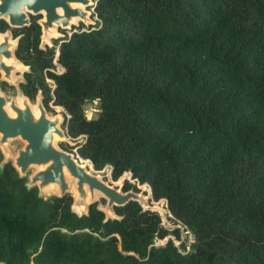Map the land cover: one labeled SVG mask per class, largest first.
I'll return each instance as SVG.
<instances>
[{
    "label": "trees",
    "instance_id": "trees-1",
    "mask_svg": "<svg viewBox=\"0 0 264 264\" xmlns=\"http://www.w3.org/2000/svg\"><path fill=\"white\" fill-rule=\"evenodd\" d=\"M91 16L40 46L30 14L15 55L81 137L60 146L113 180L130 173L123 191L147 184L177 226L133 200L116 218L96 200L77 213L7 161L1 264H264V0H95Z\"/></svg>",
    "mask_w": 264,
    "mask_h": 264
},
{
    "label": "water",
    "instance_id": "water-1",
    "mask_svg": "<svg viewBox=\"0 0 264 264\" xmlns=\"http://www.w3.org/2000/svg\"><path fill=\"white\" fill-rule=\"evenodd\" d=\"M94 5L92 0H0V19L10 27H21L29 24V14H42L37 22L41 27L40 46H43L48 35L61 36L57 28H71L79 21L86 25L93 23L91 11L86 8L90 6L93 10ZM15 43L10 29L0 32V71L6 78L15 67L8 63L14 58ZM62 119L60 113L48 117L40 101L37 111H33L25 98L21 99L19 106L12 98L7 102L0 94V150L4 155L0 165L11 159L20 177L27 176L28 170L34 167L27 177L26 186H36L39 195L50 187L57 189V196L73 194L71 209L77 213L87 212L88 205L99 195L105 199L104 204H98L105 218L118 217L114 206L124 205L130 200L137 201L142 210L157 211L162 215L161 208L148 204L139 191H123L121 187L112 186L98 174L90 172L78 155L60 148L56 138L65 140L67 137L66 130L60 127ZM17 138L23 141V145L12 155L8 144ZM68 176L73 180L74 188Z\"/></svg>",
    "mask_w": 264,
    "mask_h": 264
},
{
    "label": "rangeland",
    "instance_id": "rangeland-1",
    "mask_svg": "<svg viewBox=\"0 0 264 264\" xmlns=\"http://www.w3.org/2000/svg\"><path fill=\"white\" fill-rule=\"evenodd\" d=\"M92 2L94 3L95 0H92ZM86 9L90 10L91 13H92V10H91V7H90V6L87 7ZM37 15H40V16L42 17V14H37ZM41 17H40V18H41ZM90 18L92 19V22H93V23H89L88 25H86L87 23H86V24L83 23L84 27H87V26H89V25H95L94 22H95L96 17H95V16L92 17L91 14H90ZM79 23H80V21L78 22V24H79ZM78 24H74V25H72L71 28H66V29L58 28L57 30H58L59 33H61V36H59V35H58V36H55V35H53V34H50V35H48V40H47V42H45V43H46L48 46H51L53 42L56 43V40H57L59 37H60V38L64 37V34L69 35V33L72 31L73 27L77 28V25H78ZM15 39H16V38H15ZM13 61H14V60H13ZM13 63H14V62H13ZM20 68H21V69H19V70H17V71L15 72L16 76H20V73H21V70L23 69V67H20ZM55 70L58 71V72H60V71L62 70V68L57 64ZM53 109H54L53 114H49V116H53V115L58 114V113L62 114V115H63V119H62L61 122H60V127H61L63 130H66V129H65V126H64V111H63V109H62L60 106H58V107L53 106ZM84 110H85L84 112H85V114H86L87 116H93V115H95L96 112H97L96 103L92 102V103L86 104ZM59 141H60V139L56 138V144H57V145H58ZM63 141H64L63 143H66V144L69 145V146H74L76 143H78V142L81 141V137H79L77 140H72L71 138H69V137L67 136L66 139L63 140ZM22 144H23V141H21V140L18 139V138H17V139H12V140H10V141H9V144H8V147H9V149L11 150V154H12V155H15L17 148L21 147ZM69 152H72V153L76 154V153H75V148H72V151H69ZM76 155H77V154H76ZM78 158H79L80 160H83V159H82L81 157H79V156H78ZM87 162H88V161H87ZM88 163H90V162H88ZM89 165H90L89 167H90L91 169H89V167H87V168H88V170H89L90 172L95 173V174H98L103 180H105L106 182H108L109 184H111V185L114 186V187H117V188H118V187H121V188H122L123 183H124L125 180L131 181V182H134V180H132L131 177H130V173H123L118 179L113 180V179L110 177V168H109V166L104 167L102 170H95V169H93V167L91 166V163H90ZM87 166H88V165H87ZM33 171H34V167L30 168V169L28 170V172H27V177H28L29 174H30L31 172H33ZM68 180L70 181V185L72 186V188H74L73 180H72L69 176H68ZM136 185H137V188L139 189V192L142 193V194L145 196L146 201H147L148 204H150V205H155V206H159V207L161 208V213H162V215H161L162 223H163L166 227H168V228H169V227H170V228L176 227L177 224H174V223L170 222L169 219L167 218V210H166V207H165V200H164V199H160V200H158V201H154V200H152V198H151V193H150V188H149V186H148L147 184H141V185L136 184ZM56 194H57V189H56L55 187H50V188H48L47 190H45L44 192L41 193V195H42L45 199H48L51 195H56ZM72 195H73V194H72ZM103 199H104V198H103ZM95 200H96L97 202H99V203H102V204L105 203V202L102 201V197L99 196V195L96 196ZM104 200H105V199H104ZM186 233H187L186 231H183V232H182V235H181V238H182V239H185L186 243H189V242L191 241V236H190L189 234L187 235ZM185 235H186V236H185ZM167 239H168V237H167V238H164V239H162V240H158L157 242L160 243V244H162V243H164V241H166ZM174 243H175L176 245H178V244H179V241L176 240V239H174Z\"/></svg>",
    "mask_w": 264,
    "mask_h": 264
},
{
    "label": "flooded vegetation",
    "instance_id": "flooded-vegetation-1",
    "mask_svg": "<svg viewBox=\"0 0 264 264\" xmlns=\"http://www.w3.org/2000/svg\"><path fill=\"white\" fill-rule=\"evenodd\" d=\"M29 24H30V14H29ZM14 28H19V27H10L9 29L11 31V34H12V29ZM40 30H41V27H40ZM15 38H16V43L13 48L14 58L8 60V63L14 65L15 67L10 70L9 78L4 77L2 71H0V94L4 95L7 102H9L10 99L12 98L14 100V103L19 106H21V99L25 98L27 100L28 105L31 107L33 111H37V104H38V101H40V103L45 109L46 115L48 117H53V116H49V114H53L54 105H52L51 102H48L47 106L45 105L44 100H43V92H42L40 84L38 83V81H36V79H33L32 76L29 75L31 71L30 66L22 62L15 55V48L17 46L19 36L15 37L12 34V39H15ZM40 41H41V34H40ZM44 45H47V44L44 43ZM20 67H23V69L21 70L20 76H16L15 72L21 69ZM63 142H64L63 140H60L58 143V146L62 148L63 150H66L62 146H60V144H66ZM1 154H2V160H3L4 155L2 152ZM9 161H11V159Z\"/></svg>",
    "mask_w": 264,
    "mask_h": 264
},
{
    "label": "bare ground",
    "instance_id": "bare-ground-1",
    "mask_svg": "<svg viewBox=\"0 0 264 264\" xmlns=\"http://www.w3.org/2000/svg\"><path fill=\"white\" fill-rule=\"evenodd\" d=\"M56 107H58V106H56ZM82 163H85V165H86V167H89L90 165V163H88L89 161L88 160H85V159H83V160H80ZM88 161V162H87ZM88 165V166H87ZM89 169H91L90 167H89Z\"/></svg>",
    "mask_w": 264,
    "mask_h": 264
}]
</instances>
